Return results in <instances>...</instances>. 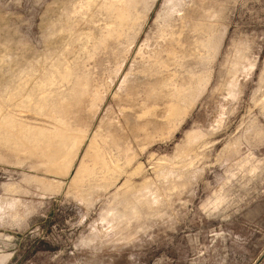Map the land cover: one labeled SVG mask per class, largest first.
<instances>
[{
    "label": "rangeland",
    "instance_id": "obj_1",
    "mask_svg": "<svg viewBox=\"0 0 264 264\" xmlns=\"http://www.w3.org/2000/svg\"><path fill=\"white\" fill-rule=\"evenodd\" d=\"M105 1L0 0V264H264V0H129L114 42L113 19L95 20ZM195 27L185 114L144 145L131 136L124 175L100 165L75 180L140 50ZM7 113L85 131L70 171L43 157L44 136L10 131Z\"/></svg>",
    "mask_w": 264,
    "mask_h": 264
},
{
    "label": "bare ground",
    "instance_id": "obj_2",
    "mask_svg": "<svg viewBox=\"0 0 264 264\" xmlns=\"http://www.w3.org/2000/svg\"><path fill=\"white\" fill-rule=\"evenodd\" d=\"M128 1L129 0H107L100 6V8H98L99 13L95 15V20L96 17L113 19V25L108 23V25H110L108 40L111 42H114L115 39L121 37V29L126 23H129L128 21L131 18L132 11L130 9L132 8L129 7ZM130 5L133 6V4ZM202 29L198 27L192 28L191 36L187 38V40H184V38L182 39V37H180L181 34L179 33L176 35V32L171 30H163L162 32H159V41L148 49V55H144L142 52L143 48L140 50L139 56L142 59V63L134 64V66L138 65L139 67L140 65V67H136L134 70L132 68L120 87V92L123 93L124 96L120 99L118 105L120 107V114L116 111H110L106 115V118L102 119L98 130V133H104V139L101 143L102 145L95 140L96 138L89 139L90 145L86 156L92 158L93 165H86L83 162L76 174L75 180L79 179L81 176L86 180L93 179L96 175V167H99L100 165L102 166V170L107 173L112 172V174L119 173L124 175L132 165V161L135 157L133 154L134 148H132L133 143L131 141V136L138 141V143L144 145L145 142L152 138L150 129H152L153 132H159L160 135H165L164 133H166V129L164 122L180 113L182 114L183 112H181L180 109L182 108L181 103L192 98H189V94L190 92L192 93L194 81L198 80V74H193L191 71L192 69L188 67L189 65L186 63V57L189 58H187V60H196L194 59L197 55L196 53H199L200 50H202L201 48L203 47L204 42V40L202 41L204 38H200V36L204 34V29ZM176 65L179 66L181 70L183 69L186 71L188 78H185L184 76V78H180L182 81H180L179 84L174 83L173 85L172 78L174 77L170 78V76H172V74L170 75V72ZM197 87L194 88L197 89ZM194 88L193 91L195 92ZM195 96L197 95L195 94ZM66 104L65 111L69 113L72 111V107L68 103ZM0 112H2V104H0ZM184 114L185 112L182 115ZM16 115L5 114L4 120L7 128L10 131L19 130L21 133L27 129L29 132L36 131L39 134V137L40 135L44 136V138H46V141L44 140V142L46 143H42L44 145L42 146L43 157L48 159L54 170H60L62 168V171L64 170L68 173L80 147L84 143L86 132L74 130L68 122L60 123L59 125L57 124L53 129L52 127L51 129L44 127L43 129H40L39 127V130L37 126L32 125L33 121L31 123L30 120L33 118L29 115H18V118H16ZM104 119L106 120L105 122ZM7 128L5 129L8 130ZM154 134L156 135V133ZM38 140L40 139H36L34 143L37 144ZM17 141L18 140H16V142ZM70 147H73V150L67 152V149ZM72 153L74 156L69 157ZM66 157H69V160H65Z\"/></svg>",
    "mask_w": 264,
    "mask_h": 264
}]
</instances>
